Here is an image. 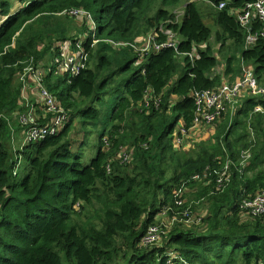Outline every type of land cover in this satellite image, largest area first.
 <instances>
[{
    "label": "trees",
    "instance_id": "1",
    "mask_svg": "<svg viewBox=\"0 0 264 264\" xmlns=\"http://www.w3.org/2000/svg\"><path fill=\"white\" fill-rule=\"evenodd\" d=\"M22 1L12 13L13 0H0V264H264V214L242 206L245 198L252 200L264 190V111L255 112L258 105L264 108V96L243 98L239 111L225 113L214 124L207 142L190 151L172 145L181 122L193 127L194 93L225 80L212 74L219 60L209 44L213 30L198 3L186 0L182 21L167 23L173 14L164 6L181 0H162L155 15L151 10L156 0ZM212 1L217 7L226 3L213 15L221 29L216 39L221 47L231 41L234 52L226 57L224 76L233 79L239 54L243 62L254 64L264 87V38L245 48L248 31L232 13L257 0ZM72 9L85 12L81 33L89 30V38L56 45L67 39L62 35L45 44V37L52 36L45 32L47 17ZM162 26L177 32L180 52L197 53L194 61L184 56L179 64L172 47L137 49L142 34L151 33L155 43L166 42ZM258 29L261 21L254 19L253 30ZM94 40L100 43L94 46ZM80 45L89 63L77 74L61 72L52 82L59 68L51 66L43 78L58 108L71 119L58 134L25 138L16 150L9 148L10 117L26 108L17 75L31 61L37 68L48 49L62 58L75 52L73 46L81 51ZM108 46L117 49L114 57ZM180 68L184 72L177 77ZM56 115L48 111L35 124H46ZM76 115L82 118V140L73 136ZM101 123L105 128L96 153L84 156L79 147L86 143L87 129ZM248 149L251 158L245 167L232 166L230 182L220 186L227 161L238 162ZM189 194L205 198L203 224L185 227L183 220H171L173 225L157 242L143 245L162 214L172 219L190 206L198 211Z\"/></svg>",
    "mask_w": 264,
    "mask_h": 264
},
{
    "label": "built area",
    "instance_id": "2",
    "mask_svg": "<svg viewBox=\"0 0 264 264\" xmlns=\"http://www.w3.org/2000/svg\"><path fill=\"white\" fill-rule=\"evenodd\" d=\"M226 5L225 2L219 4V8L222 9ZM73 10V9H72ZM75 14L82 15L85 12L82 9H74ZM232 13L236 16L238 22L241 26L248 31L247 35V45L246 47L252 46L260 38H264V0H257L253 3L247 4L241 9H235ZM258 19L261 21V29L253 30V20ZM168 39L164 43H155L154 36H151L145 42V46L140 48L141 52L148 51L151 47H154L156 50H160L162 47H172L178 51V39L177 32H174L172 29H167L165 32ZM111 42L113 45H128L122 41L116 42L113 40H106ZM132 45V44H131ZM133 46V45H132ZM73 54V56H71ZM71 54H66L65 57H56L54 64L59 66V69H65L71 75L77 74L80 69L85 66V61L87 59V53L83 51L72 52ZM193 58V53H186ZM28 71V72H27ZM26 79L24 78V88L25 83L28 80V76L32 75L36 78L41 84L45 76V72L38 71L35 66L26 68ZM39 93L41 94L44 105L49 112L56 113L57 115L48 123L40 125L35 124L36 118L30 113L27 117L26 115L20 116V123L33 124L30 126L26 133V138L30 141L41 140L51 135L58 134L63 126L70 120V115L66 112H62V109H59L55 96L41 85L38 88ZM195 94L196 99V117L194 119L193 127L200 125L213 126L226 112L227 109L237 108L242 105L243 98L247 95H262L264 96V87H261L259 81L255 75L253 69H248L245 71L243 76L237 79L234 82H227L219 85L218 87L207 89L203 91H198ZM193 94V95H194ZM242 101V102H241ZM161 99H157L156 103L159 105ZM229 108V109H230ZM264 108L261 105L255 107V112H263ZM60 112V113H59ZM191 129V128H190ZM184 131H187L185 126L183 127ZM251 158V151L245 150L242 152L238 162L228 161L226 166L223 169V173L219 178V185L225 186L230 182V172L231 167L244 168L247 161ZM127 159V158H125ZM224 186V187H225ZM243 207L250 210L253 214H264V190L256 195L254 199L245 198L243 200ZM190 211L185 212V218H190ZM163 231H161V226L159 224H154L149 227L146 235L142 239L143 245H150L157 242Z\"/></svg>",
    "mask_w": 264,
    "mask_h": 264
},
{
    "label": "rangeland",
    "instance_id": "3",
    "mask_svg": "<svg viewBox=\"0 0 264 264\" xmlns=\"http://www.w3.org/2000/svg\"><path fill=\"white\" fill-rule=\"evenodd\" d=\"M9 1H12V0H9ZM191 1L198 3L199 9L203 15L205 23L207 25H209L211 27V29L213 30V37L210 40L209 44L214 49V53L218 57L219 63L217 65V67L212 71V74H221L222 71L224 70L223 67L226 65L225 64L226 63V57L229 55H233L234 52H233L232 48L230 47V45H232L231 41H227L225 43V45L221 47L220 41H217V39H216V33L221 31V29L215 23V21L213 19V15H214L216 8H219V7H217L212 0H191ZM22 4H23L22 0H13L11 12L14 13L16 10L18 11L19 8H21ZM160 6H162V0H156V3L154 5L153 9L151 10V15H155ZM185 6H186V0H181L175 6H164L165 9L169 10L173 14L171 17L167 18V23H173V22L179 23V22H181L183 17H184ZM0 10H1V7H0ZM1 18H3V17H1ZM47 19L50 20V22L47 23V28H46L45 32H47V34L52 35V36L45 37V41H44L45 44H50L49 43L50 41L54 42L58 37H63L62 35H66L67 39H61L60 42H56V45L57 44H60V45L63 44L65 46L67 43V42H65V40H78V41L83 42L84 40L89 38V34H90L89 30L87 33L86 32L81 33V31H83L82 27L85 26V21L87 19L83 18L81 15L75 14V12L73 10H67V11L63 10L62 12L59 13V15L57 17L56 16H48ZM162 31L164 33L167 31L166 26H162ZM140 34H142V33H140ZM150 34L151 33H149L148 35L142 34L141 35L142 37L140 38V40L138 42L139 44H135V46L139 48L140 45L145 43L146 39L151 37ZM19 36H20V34L19 35L17 34V38ZM101 42L103 44L105 43L104 41H101ZM99 43H100L99 40H94V46H97ZM246 44H247V42H245V48H246ZM39 47H40V50L42 52L43 44H39ZM106 49H107V53L110 57H114L113 55L118 53V52H116L117 49L112 47V46H108ZM72 50L75 51L76 53L78 52V51H76L77 50L76 46H73ZM83 50H84V48L81 46V51H83ZM45 52L46 53H43V57L36 63V67H37L36 69L38 71L45 72V76H46L52 70L51 66H55V67H59V66L54 64L55 57H53V55H52L53 51H50L48 49ZM40 54L42 55V53H40ZM86 55H87V59H86L85 63L89 60L88 53ZM60 56H61V54H59V57ZM71 56H73V54H71ZM184 56L185 55H179V57L177 58L179 61V64H181L182 61L184 60ZM196 56H197V53L193 52V58H195ZM116 57H118V55H116ZM235 58H236L235 63L237 64V67H236L237 72L234 73L235 75H234L233 79H232L233 75H231L229 77L226 76L227 78L224 81L225 83H227V82L232 83V82L236 81L237 79L241 78L246 70L253 69V68L255 69L254 64L248 63V62H243V60L240 59L239 54H236ZM130 59L132 60L133 57L130 56ZM88 63H89V61H88ZM34 66H35L34 62L31 61L27 66H25L24 71L21 72L19 75H17V79L15 80L16 85L19 83H21V85H22V92H21L22 98H23V94L26 97L36 96V94L33 93V92H35V91H33V89L34 88L37 89V88L41 87V85H43V87L45 89L50 88V86L48 84L44 83L43 81L41 84L32 75L28 76V80L25 83V88H23V84H24L23 80H24V78L25 79L27 78L25 75L26 68H30V67H34ZM53 72L54 73L52 76V82H55L57 80V77H61V72H67V71L65 69H59V70H55ZM183 72H184V69L180 68L178 71L179 76ZM62 76H63V74H62ZM37 95L42 99L39 91L37 92ZM109 97H111V96H109ZM241 106L242 105L240 104V106H238L237 108H230L229 107L230 109L229 108L227 109L226 114L228 112L231 113V112L239 111ZM24 110H16L13 113L14 116L10 117V119H11V121H10V138H8V144L10 146L9 148H13V150H16L15 148H19L24 143L25 138H26L23 131H24V129H28V125H21L24 123H20L19 118L21 115H26L28 117L30 115V112L28 111V108L25 111ZM81 119L82 118L80 115H76V118H74V124H76L77 129H76V131H74L73 136L76 140H82L84 138L83 132H85V131L83 129V123H82ZM213 127H214V125H213ZM104 128H105L104 123H101L99 125L90 126V128L87 129V132H89V134L87 136L86 143L84 145H81L80 147L75 146L74 150H76L79 147L82 149L84 156H89L91 154L94 155L97 151V143L99 140V134L102 133V130ZM241 131H242V128L240 127L234 135H237ZM189 196L193 200V201H191L192 203L190 202L191 203L190 205L197 203V207H198L197 210L198 211L195 212V209L193 211H191L190 210L191 206L189 205L190 207L188 210L191 211V212H189L191 215L189 219L185 218V213H181L179 211L176 212L177 216H175V218H172V219L169 218L167 213L162 214L158 218L159 222H157V224H159L161 226V231L164 232L165 230H168L170 227V224L173 225L172 221L178 222V221L183 220V222L185 223V227L186 226L187 227L188 226L199 227L203 224L202 220H201L202 219L201 213H202L203 207H205V205H203V203H202L203 199H205V198L198 199V197H196L195 195H192V194H189Z\"/></svg>",
    "mask_w": 264,
    "mask_h": 264
},
{
    "label": "crops",
    "instance_id": "4",
    "mask_svg": "<svg viewBox=\"0 0 264 264\" xmlns=\"http://www.w3.org/2000/svg\"><path fill=\"white\" fill-rule=\"evenodd\" d=\"M223 71L221 74L223 75L224 79H226V76H224ZM177 77H179V74H177ZM33 91H35L33 93H35L36 96L26 97L23 94V98L21 100V102L23 103L21 105L28 108V111L31 112V114H33L37 119L42 116H45L48 110L44 106L43 100L37 95L38 88H34ZM172 97L174 99L179 98L177 95H173ZM183 127L184 123L181 122L177 127V133L172 140V145L175 148H178V150L182 149L185 151H190L191 149L195 148L197 143L202 141L207 142L208 140H210L215 133L214 127L208 126L206 124L191 128L187 131H184Z\"/></svg>",
    "mask_w": 264,
    "mask_h": 264
},
{
    "label": "clouds",
    "instance_id": "5",
    "mask_svg": "<svg viewBox=\"0 0 264 264\" xmlns=\"http://www.w3.org/2000/svg\"><path fill=\"white\" fill-rule=\"evenodd\" d=\"M151 36H152V35H151ZM177 39H178V41L180 40V37L178 36V34H177ZM105 41H106V40H105ZM146 41H147V39H146ZM106 42H107V41H106ZM133 46H134V45H133ZM134 47H135V46H134ZM151 48H152V47H151ZM151 48H150L149 50H151ZM137 49L140 51V48H137ZM138 50H137V51H138ZM176 51H177V50H176ZM191 53H193V52H191ZM177 54H178V55L189 56V55H187L186 53L180 52L179 50L177 51ZM189 57H190V56H189ZM190 59H191L192 61H194L195 58L190 57ZM23 88H24V85H23ZM47 89H48V88H47ZM48 90H49V89H48ZM38 91H39V90H38ZM41 97H42V96H41ZM42 100H43V98H42ZM43 103H44V101H43ZM44 106H45V105H44ZM30 113H31V112H30ZM47 114H48V112H47ZM47 114H46V115H47ZM32 115H33V114H32ZM46 115H45V116H46ZM33 116H34V115H33ZM34 117H35V116H34ZM35 118H36V117H35ZM70 119H71V118H70ZM36 120H38V119H36ZM66 124H67V123H66ZM66 124H65V125H66ZM21 125H23V124H21ZM25 125H28V126L30 127V124H25ZM65 125H64V126H65ZM64 126H63V128H64ZM29 127H28V128H29ZM27 130H28V129H24V131H23L24 134H25V137H26V133H25V132H26ZM60 132H61V130H60Z\"/></svg>",
    "mask_w": 264,
    "mask_h": 264
}]
</instances>
